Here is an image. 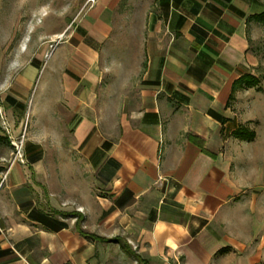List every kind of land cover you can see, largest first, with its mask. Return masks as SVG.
Segmentation results:
<instances>
[{
	"label": "crops",
	"instance_id": "crops-1",
	"mask_svg": "<svg viewBox=\"0 0 264 264\" xmlns=\"http://www.w3.org/2000/svg\"><path fill=\"white\" fill-rule=\"evenodd\" d=\"M262 11L93 0L45 56L0 70L13 136L28 119L24 162L0 138V264H264V90L235 85ZM136 18L137 58L123 47L104 79Z\"/></svg>",
	"mask_w": 264,
	"mask_h": 264
},
{
	"label": "rangeland",
	"instance_id": "rangeland-1",
	"mask_svg": "<svg viewBox=\"0 0 264 264\" xmlns=\"http://www.w3.org/2000/svg\"><path fill=\"white\" fill-rule=\"evenodd\" d=\"M93 0H0V59L1 72H9V65L18 57H29L36 52H43L45 56L58 41L65 30L73 24L90 5ZM128 22V21H127ZM129 23H127L128 25ZM134 27H125L117 33L108 49L103 53L105 62L104 79L109 74L121 73L123 47L126 53L132 52L137 58L136 49L141 34L138 30V19H134ZM251 50L258 60V64L248 72L258 80L256 89L264 90V22L253 20L250 27ZM137 67H126L128 73ZM246 88V87H243ZM28 119L24 121L22 132L27 133ZM20 133V134H21ZM18 134V136H20ZM17 136V133H16ZM17 136V137H18ZM0 138L10 139L2 125L0 116ZM12 146H10L11 148ZM14 153V152H13ZM8 162L4 163V165ZM5 166L0 167L4 169Z\"/></svg>",
	"mask_w": 264,
	"mask_h": 264
},
{
	"label": "built area",
	"instance_id": "built-area-1",
	"mask_svg": "<svg viewBox=\"0 0 264 264\" xmlns=\"http://www.w3.org/2000/svg\"><path fill=\"white\" fill-rule=\"evenodd\" d=\"M0 116L2 119V125L5 129L7 137L10 139L11 145H12L13 150H14V157H13L12 161H14L15 159H18L19 161L24 162V158H23V147H24V140H25L24 131L18 137L13 136L12 131L8 127L6 121L3 119L1 109H0Z\"/></svg>",
	"mask_w": 264,
	"mask_h": 264
},
{
	"label": "trees",
	"instance_id": "trees-1",
	"mask_svg": "<svg viewBox=\"0 0 264 264\" xmlns=\"http://www.w3.org/2000/svg\"><path fill=\"white\" fill-rule=\"evenodd\" d=\"M251 18L253 20L256 21H260V22H264V11L254 14L251 16ZM258 80L256 78L253 77V75H251L250 73H246L243 74L238 80L237 83L235 85H239L241 87H250V86H254L255 84H257ZM245 129L244 128H239L236 131V134L238 135H243L245 134ZM190 137H192V134L190 135Z\"/></svg>",
	"mask_w": 264,
	"mask_h": 264
}]
</instances>
